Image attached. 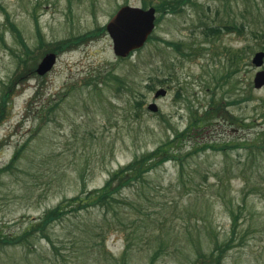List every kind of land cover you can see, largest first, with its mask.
<instances>
[{
    "label": "rangeland",
    "instance_id": "1",
    "mask_svg": "<svg viewBox=\"0 0 264 264\" xmlns=\"http://www.w3.org/2000/svg\"><path fill=\"white\" fill-rule=\"evenodd\" d=\"M125 4L144 7L143 0H0V96L24 54L12 23L34 51L29 65L37 66L51 43L106 25ZM158 17L152 38L125 59L106 31L58 54L48 73L17 80L0 124V168L23 149L0 176V231L21 234L61 202L69 210L70 198L102 187L215 104L225 111L204 115L206 125L185 136L181 151L195 142L264 139V87H254L252 62L264 50V0H191ZM235 24L244 31L226 27ZM215 25L222 31L207 36L204 29ZM230 49L241 56L234 89L223 78L232 70ZM109 74L125 75L131 89L98 83ZM160 87L168 92L157 98ZM42 105L55 106L45 120ZM116 197L109 209L62 214L45 235L0 244V264H192L203 250L226 245L223 264H264L263 147L208 149L183 165L169 160Z\"/></svg>",
    "mask_w": 264,
    "mask_h": 264
},
{
    "label": "trees",
    "instance_id": "2",
    "mask_svg": "<svg viewBox=\"0 0 264 264\" xmlns=\"http://www.w3.org/2000/svg\"><path fill=\"white\" fill-rule=\"evenodd\" d=\"M191 0H143V6L146 7L148 4L153 5L156 7L158 12H178L182 9V5L186 4ZM159 21V17L157 18V22ZM37 30L39 32L38 38L41 45L45 44L44 37L40 31L39 22L36 20ZM11 27L13 28L14 32L18 35L20 42L24 47V54L19 55V63H18V71L14 75L12 79L4 86L1 90L0 96V124L3 122L5 117L8 114V106L11 103L13 98V91L15 87V83L18 79L24 77L26 74H33L36 73V63L33 65H29V59L33 55V49L28 45L26 40L24 39L22 33L20 32L17 24L12 23ZM227 28H236V30L244 31L245 25H227ZM222 25H215L211 27H207L204 29L206 35L213 34L218 35L220 31H222ZM107 31L106 25L99 26L94 28L88 32L81 33L78 35H72L68 38L59 40L57 42L51 43V46L45 50V54L48 52H56L58 54L65 52L67 50L73 49L91 39L96 38L97 36L105 33ZM153 36V35H152ZM152 36L150 38H152ZM168 43L172 44L175 49L183 56L192 55L191 52L185 51L183 49V44L181 42H171ZM234 52V49H230V55ZM134 53V52H133ZM133 53L131 55H133ZM125 59V58H121ZM240 59L241 56L239 52L236 51L233 53L231 60L232 70H230L223 78L226 79V84L230 83L231 86L229 89H234L237 85L236 79H234V75L240 71ZM111 76L110 81L106 80H98V83L101 81H105L106 84H110L116 88L117 92H122L125 88L131 89L130 81L127 79L125 75L121 74H109ZM97 77V76H95ZM98 78V77H97ZM96 78V80H97ZM93 76L88 78L87 82L91 83ZM115 84H113V83ZM251 84L249 82L248 86ZM137 107L142 105L140 99H136ZM230 103V102H228ZM134 103H132V109L134 108ZM55 105H58L56 103ZM220 106L222 107V111L220 110ZM54 105L52 106H45L42 105V108L38 110L41 113V117L45 120L46 115H49L48 112H53ZM223 112L225 111L224 105L222 104H215L213 110H208L204 113L207 115L209 112ZM204 115H195V117L191 120L190 124L183 129L182 131H178L175 133V136L172 139H169L160 145H158L155 149L151 151L144 152L140 155H137L132 161L129 163L120 166L117 170H115L112 175L108 178L105 184L102 187L95 188L93 190H89L85 194H78L69 199V202L72 207L67 210L64 209V202H61L57 206L48 209L41 217L36 220H33L28 227L21 233V234H6L0 231V244L2 246L7 245H17L21 244L22 242L26 241L29 237H33L35 235H45V230L50 227L54 222L61 219L62 214H67L69 212L79 211L81 209H86L90 206H99L104 209H109L112 203L115 202L116 196L123 190L125 187L132 185L135 182L143 179L146 174H148L152 169L164 164L169 160L177 159L179 160L180 164L183 165L186 157L188 155H196V153L200 151H206L208 149H227L228 147L232 148H240V147H263L264 148V139H260L259 137L256 138V141H249L248 139H241L240 141H224V142H205L203 144H199L195 142L192 144L190 150L187 152L181 151L179 148L182 141L185 139V136L190 133L192 129L196 127H204L207 123L208 118ZM211 116V115H210ZM236 119V118H233ZM232 119V120H233ZM233 122H238V120H233ZM243 123H245L243 121ZM181 147V146H180ZM21 149H17L13 156L11 157L10 161L0 168V176L2 172L8 171L14 163L18 160ZM68 205V206H69ZM236 218V216H235ZM237 223V222H236ZM226 246H222L220 249L210 250L209 253H206L204 250L202 253L197 255V259L192 264H223V253H225ZM126 256H124V259ZM154 258L151 259L149 264H154ZM122 264H126L123 262Z\"/></svg>",
    "mask_w": 264,
    "mask_h": 264
},
{
    "label": "water",
    "instance_id": "3",
    "mask_svg": "<svg viewBox=\"0 0 264 264\" xmlns=\"http://www.w3.org/2000/svg\"><path fill=\"white\" fill-rule=\"evenodd\" d=\"M156 25V8H143L135 5H123L108 21L107 31L113 41V49L117 56L127 57L134 50L142 47L148 40ZM57 62V53H46L39 62L36 71L40 75L48 73ZM253 64L260 68L264 65V50L256 51ZM254 86L264 87V68L255 73ZM167 90L160 88L155 95H166ZM152 111H158L156 102L149 104Z\"/></svg>",
    "mask_w": 264,
    "mask_h": 264
}]
</instances>
